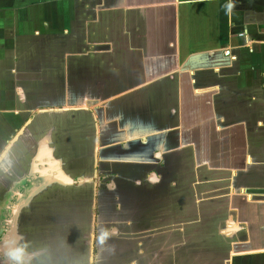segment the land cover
Segmentation results:
<instances>
[{"label":"crops","instance_id":"crops-1","mask_svg":"<svg viewBox=\"0 0 264 264\" xmlns=\"http://www.w3.org/2000/svg\"><path fill=\"white\" fill-rule=\"evenodd\" d=\"M261 10L256 0H0V96L3 101L24 96L20 94V86L26 90L28 86L45 87V91L48 86L56 87L64 81L62 95L68 97L72 93L68 80H73L78 86V91L74 92L76 101L64 99L50 107L34 106L32 120L26 121L13 133L0 152L8 149L7 161L18 143L26 139L27 143L32 144L34 121L35 124L58 129L68 124L69 132L78 126L92 128L93 157L97 158L100 171L102 167L114 164L144 166L148 168V181L155 182L159 176L154 170L158 167L164 170V175L171 173V178L165 181L171 188L175 184L174 177L176 179L181 173L178 168L175 173L172 172L175 169L173 167L179 166L177 159L181 155L191 156L193 171L197 167L213 169L206 163H200L199 166L196 149L201 148L202 141L205 143L210 135L215 136L212 140L214 145L228 144V137L223 135H230L235 127L242 128L237 118L238 113L242 114L244 110L235 109L234 106L241 96L227 90L222 78L239 76L244 70L241 61L256 54L254 51L263 42L253 38L252 27V23H255L253 18H257L263 12ZM78 18L81 20L80 28L78 24L74 25ZM240 32L245 38H236ZM108 33H112L117 41L115 46H111L110 41H107L108 45L101 46L103 40L97 39ZM26 41L38 46L48 45L52 41L60 43L59 51H56L60 62L47 67L24 66L19 55H40L33 47L29 49L34 52L26 50L21 53L15 49V42L25 44ZM249 41L251 43L247 47ZM224 49L230 50L229 57L221 54ZM74 60L76 77L68 70V61ZM25 68L31 70L27 76L37 70L38 78L33 80L25 77ZM104 70L111 71L113 76L109 78L102 75ZM108 88L111 91L107 92ZM138 95L146 97L143 100L144 110L138 111L141 106L134 105ZM154 98L157 100L156 109L150 108L148 104ZM130 99L133 103L127 108ZM248 99L254 101L255 98ZM125 100L129 102L122 104L121 101ZM238 104H243V101L239 99ZM233 109L236 111L233 112ZM4 110L3 114H9L11 109ZM124 110L126 112H122ZM59 112L62 115L54 118L56 122L53 125L50 116ZM130 114H139L140 119L131 118ZM120 131L124 135L113 138ZM14 137L17 140L11 145ZM127 139L132 144L127 143ZM244 159L242 157L240 165L229 167L235 172L231 176L228 173L224 180H203L205 183H227L225 190L214 188L204 194H208V198H211V194L221 195L225 204L227 200L232 203V199L244 189L232 186L235 177L238 179L247 171L248 165L244 167ZM251 160L247 155L248 168L252 166L249 163ZM228 180L233 194L228 193ZM131 181L138 183L134 179ZM196 184L199 185V182L191 178L187 188L192 187L195 192ZM110 189L114 192V183ZM229 195L232 196L229 198ZM135 197L131 196L130 199L142 201L139 209H159L151 201L152 198L149 199V191H143L141 198ZM108 199L106 195L102 197L101 210L112 209ZM245 201L249 204L262 202ZM134 202L129 200L130 210H136L132 206ZM231 210L236 211L233 208ZM238 214L236 211L237 219ZM241 215H248V212ZM230 225L233 227L234 224ZM229 226L226 225L225 229ZM110 232V235L114 233L113 230ZM88 237L89 234L83 232V248L90 247V240L85 242ZM258 240L261 241L260 249L255 250L264 252V239ZM242 241L237 244H257L251 242L250 235ZM246 253L232 260L229 257L227 264H264V253ZM30 260L32 264L34 259ZM34 263L43 264V261ZM0 264H8L2 253Z\"/></svg>","mask_w":264,"mask_h":264},{"label":"flooded vegetation","instance_id":"flooded-vegetation-1","mask_svg":"<svg viewBox=\"0 0 264 264\" xmlns=\"http://www.w3.org/2000/svg\"><path fill=\"white\" fill-rule=\"evenodd\" d=\"M29 59L32 62L23 65L34 63L33 56ZM38 66L37 64L36 67ZM72 81L68 80L71 82L69 85L72 92L69 97L62 95L64 81L56 87L48 86L45 91V87L28 86L27 90L24 88L28 91L27 94L21 98L14 97V101L24 104L23 109H16L13 99L3 104L4 101L0 96V150L13 133H16L26 121L32 120L35 113L34 106L50 107L51 104L64 99L70 102L76 101L74 92L78 91V86ZM15 82L20 83V81ZM42 91L44 93L41 94ZM5 105L11 109L9 114L6 112L3 114ZM122 121L125 123V119L122 118ZM32 122L33 143H27L26 139L18 143L10 159L7 160L8 171L0 175V253L5 260V241L15 239L18 243L28 246V251L31 253L29 258L34 259L32 264H35V261H43V264H85L86 262L100 264V260L105 257L101 256V251H104L106 246H110V241L101 244L99 239L100 232L106 225H118L121 223L116 222L121 220L150 227L148 224L151 221L162 224L171 220L162 213L153 215V219L135 216L137 213L135 210H130L129 200H133L130 199L131 196L142 195L144 190H148L146 188L148 184L151 186V181L146 178L148 168L125 163L124 166L118 164L105 166L100 171L99 162L93 157L92 128L78 126L77 129L75 128L78 132L75 130L69 132L68 124L58 129L55 126L52 128ZM122 132H117L113 138L118 139L124 135ZM177 160V163L180 162L179 166L173 167L175 169L172 172L175 173L178 168V172L181 173L176 179L174 177L173 188L178 195L176 205L181 211L179 206L185 198L183 195L190 193L189 195L194 197L193 188L187 189L188 180L191 179L188 174L191 172L189 168L191 169L192 160L191 156L188 158L183 155ZM156 171L159 179L163 181L162 186H167L165 181L171 178L170 170L169 175H164L163 172L162 176L158 167ZM62 177H67L70 182L62 181ZM133 179L138 183L131 181ZM260 182H264V176L259 175L256 181L247 183L242 191L251 190L248 193L250 198L264 196V185L261 186ZM113 183L114 192L110 189ZM245 194L233 198L231 203V207L238 211L240 219L244 207L264 205V202L249 204L244 199ZM105 195L112 204L110 210H101V199ZM207 200L210 201V198ZM186 210H190V207L188 206ZM261 212L264 214V210ZM190 215L193 216V220L194 213ZM136 219L142 221L133 223ZM84 230L89 232L90 237L85 241L88 243L90 240L88 254L83 248ZM236 245L241 244L232 243V246ZM108 253L111 254L112 251H107V255Z\"/></svg>","mask_w":264,"mask_h":264},{"label":"rangeland","instance_id":"rangeland-1","mask_svg":"<svg viewBox=\"0 0 264 264\" xmlns=\"http://www.w3.org/2000/svg\"><path fill=\"white\" fill-rule=\"evenodd\" d=\"M256 2L262 9L261 12H263L259 14L257 18H253V22L255 21V23H252V27H254L253 38L257 40L260 39L263 42L259 43L257 51H254L255 49L253 48L256 54L251 58H244L241 61L244 70L239 76L230 75L222 78V84H226L228 87L227 90L233 92V95L240 94L241 96L238 97L243 101V104L239 105L238 99L234 106L235 109L242 108L244 110L242 114L241 112L238 113L239 116L237 118L242 128L239 126L235 127L230 135H223V137H228V144L214 145L212 140L215 136L210 135V138H208L205 143L202 141L201 148L196 149L197 155L199 156L196 161L199 166L201 165L200 163H206L207 166L213 169L208 170L203 167H197L196 171H193L192 166L191 169L189 168V171H191L189 173L191 178L193 181H198L199 185H195L194 197L189 195L190 193L188 195H186V193L183 195L185 198L182 205L179 206L181 207V211L180 208L178 210V206L176 205L178 195L173 187H163V181L159 178L157 181L151 182V186L147 183L148 186H146V188L148 190H144V192L149 191L151 195L149 199L152 198L151 201L154 205H157L159 209L141 210L139 206H141L142 201L134 202V200H132V202H134L132 206L136 209L135 212L137 213L135 216H137V218L146 217L148 219H153V215L157 216V214L162 213L164 216L171 218L170 221L168 220V222L171 223L164 222L160 224L158 221H151L148 224L150 227H146L145 225L143 226L136 223L138 220L141 222V219L133 220V223L135 222L137 225L130 224V221H121L118 219L119 221L116 223L121 224L106 225L102 232L108 233L105 242L107 243L110 241V246H106L104 251H101L102 253L104 252L103 254L101 253V256L105 257L103 260H100V264H227V260L233 252L242 254L244 252L250 253L251 251H255V249H260L259 245H261V241L258 239H264V214L261 212L264 210V205L256 204L254 205L255 207L250 205L244 207V212L245 214L248 212V215H241L242 221V219H237L235 216L236 211L231 210V200H227L225 204L223 201L225 199H223L221 195L211 194L210 201H208V194H204L206 191L213 190L214 188H217L218 191L225 190L227 183L225 181L222 183H205L203 181L206 179L212 180L213 178L224 180L228 173L231 176V173L233 174L235 170L229 167L240 165L242 157L245 158L244 167L246 168V165L249 166V164H246L247 155L253 160H251V162L249 161L252 166L246 168L247 171L241 174L238 179L235 177L232 186L235 188H245L247 183L256 181L259 175L264 176V0H256ZM254 11H256V9H254ZM249 19L251 18L249 17ZM80 22L81 20H79V18L75 19L74 25L78 24L80 28ZM257 28L260 29L257 30ZM100 30L105 29L101 28ZM256 33L257 35H254ZM92 39L93 38L89 39V41ZM97 39L103 40V42L100 43L101 46L106 45L109 41L111 46L117 44L112 33L99 36ZM98 40L95 41L97 42ZM64 41L65 40H63L62 44ZM26 43L15 42V49L23 53L26 50L33 51L29 49L33 47V49L36 50L35 52L40 54L34 56L35 61L31 63L29 67L38 68L36 67L37 64L41 65V67H47L49 64H58L60 62L58 55H56V51H59L60 43L52 41L48 45L41 44V46L29 41H26ZM118 45H120V42H118ZM49 50L51 53L48 52ZM15 52L17 53L18 51ZM49 53H53V55ZM19 56L24 63L32 62V60L28 59L30 58L28 54ZM117 57H120V55ZM73 58L76 59V57ZM63 61L65 63L67 62L65 60ZM73 62L75 64L76 61H68V70L76 77V71H74L76 67ZM247 65L249 66L248 68ZM24 66L28 67V64ZM24 71L25 77L33 80L38 78L37 70H33L29 76L27 75L31 70L25 68ZM102 75L109 78L113 76L112 72L108 70H104ZM20 88L22 89L20 94H25L26 91L24 88L21 86ZM106 91L109 92L111 90L108 88ZM243 97H254L255 99L254 101H250L248 98ZM145 98V95H138L135 97L134 105H138L137 107L141 106L137 109L138 111L144 110L145 105L143 106V100ZM6 101H8L7 98L4 100L3 104H6ZM121 102L124 104L129 102V100ZM131 103H133V101L130 99V103L128 105L126 104L127 108ZM14 104L16 109H23L24 104L22 102L14 101ZM148 104L150 108L156 109V98L151 99ZM4 108L6 109L8 107L5 105ZM235 109H233V112L236 111ZM134 110L138 112L136 109ZM122 112L126 111L124 110ZM131 112L132 111H130V113ZM138 115L139 114L131 115V118L140 119ZM58 116L61 115L52 114L50 116L53 118V125L56 122L54 118ZM196 147H200V145H196ZM154 171L155 174H157V171ZM159 171H161L160 173L164 172L163 169H159ZM211 184L213 186L212 189ZM260 184L262 186L264 182H260ZM230 186L228 180V193L233 194ZM191 188L192 187H190L189 190H191ZM235 192H237V190ZM249 192H251V190H249ZM249 192L242 191L239 195L245 194L247 197L246 199L244 198L245 200L249 199L251 201V199H253V201L264 202V196L258 195L257 197L250 198ZM231 196L232 195H229V198ZM139 197L140 194H138L136 198ZM188 206L190 210H186ZM250 207L254 210H248L252 209ZM192 213H194L195 216L193 220V216L190 215ZM229 221L231 224H234L233 227L231 225L229 226ZM226 225L229 226L227 230L225 229ZM110 230L114 231L112 235L109 233ZM83 232L85 234L89 233L87 230ZM249 235L251 242L253 241L257 244L232 246V243H237L241 238L244 240V238L249 237ZM240 242L243 241L241 240ZM110 250L112 253H108V255H111L109 260L107 251ZM84 252L88 254V247L84 248ZM85 264H87V262Z\"/></svg>","mask_w":264,"mask_h":264},{"label":"clouds","instance_id":"clouds-1","mask_svg":"<svg viewBox=\"0 0 264 264\" xmlns=\"http://www.w3.org/2000/svg\"><path fill=\"white\" fill-rule=\"evenodd\" d=\"M8 149L0 152V175H3L8 171V163L6 161ZM108 233L101 232L100 243L103 244L107 239ZM4 256L6 257L8 264H31L29 257L31 253L28 251V246L24 243H18L15 239L5 241Z\"/></svg>","mask_w":264,"mask_h":264},{"label":"water","instance_id":"water-1","mask_svg":"<svg viewBox=\"0 0 264 264\" xmlns=\"http://www.w3.org/2000/svg\"><path fill=\"white\" fill-rule=\"evenodd\" d=\"M84 110H86V109H84ZM61 112H63V111H61ZM61 112H59V113H57L58 115H62V113ZM16 140H17V137L15 138L14 137V139L10 142L11 143V145L13 144V143H15L16 142ZM127 143H129V144H132V142L129 140V139H127ZM247 168H248V166H247ZM58 174H61V173H58ZM63 178V180L62 181H64V182H70V180L66 177H62ZM61 178V179H62ZM254 254H258V253H264V252H253ZM241 255H243V254H238V255H233V256H230V259L232 260L234 257H239V256H241ZM245 255H248L247 253L245 254ZM231 262V261H230ZM233 262V261H232Z\"/></svg>","mask_w":264,"mask_h":264},{"label":"built area","instance_id":"built-area-1","mask_svg":"<svg viewBox=\"0 0 264 264\" xmlns=\"http://www.w3.org/2000/svg\"><path fill=\"white\" fill-rule=\"evenodd\" d=\"M236 38H245V35L240 32L238 34H236ZM251 42L249 41V43L246 45L248 47V45L250 44ZM221 54L224 56V57H229L230 56V50L229 49H224Z\"/></svg>","mask_w":264,"mask_h":264},{"label":"bare ground","instance_id":"bare-ground-1","mask_svg":"<svg viewBox=\"0 0 264 264\" xmlns=\"http://www.w3.org/2000/svg\"><path fill=\"white\" fill-rule=\"evenodd\" d=\"M262 250H264V249H262ZM260 250H255V251H251V252H259ZM237 253H235V252H233L231 255L233 256V255H236ZM230 255V256H231Z\"/></svg>","mask_w":264,"mask_h":264}]
</instances>
